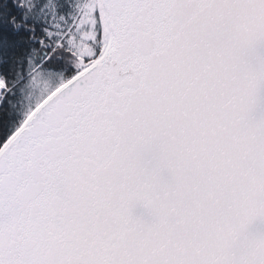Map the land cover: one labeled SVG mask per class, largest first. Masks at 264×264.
<instances>
[{"label":"snow or ice","instance_id":"1","mask_svg":"<svg viewBox=\"0 0 264 264\" xmlns=\"http://www.w3.org/2000/svg\"><path fill=\"white\" fill-rule=\"evenodd\" d=\"M0 264H264V0H0Z\"/></svg>","mask_w":264,"mask_h":264},{"label":"water","instance_id":"2","mask_svg":"<svg viewBox=\"0 0 264 264\" xmlns=\"http://www.w3.org/2000/svg\"><path fill=\"white\" fill-rule=\"evenodd\" d=\"M137 211L139 212L140 210L138 209Z\"/></svg>","mask_w":264,"mask_h":264}]
</instances>
